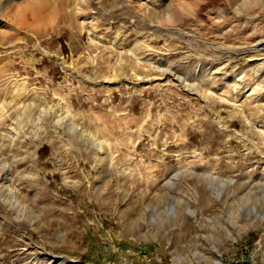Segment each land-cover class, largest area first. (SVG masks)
Returning <instances> with one entry per match:
<instances>
[{
  "label": "rangeland",
  "instance_id": "1",
  "mask_svg": "<svg viewBox=\"0 0 264 264\" xmlns=\"http://www.w3.org/2000/svg\"><path fill=\"white\" fill-rule=\"evenodd\" d=\"M27 1L0 0V264H264V0Z\"/></svg>",
  "mask_w": 264,
  "mask_h": 264
},
{
  "label": "bare ground",
  "instance_id": "2",
  "mask_svg": "<svg viewBox=\"0 0 264 264\" xmlns=\"http://www.w3.org/2000/svg\"><path fill=\"white\" fill-rule=\"evenodd\" d=\"M50 1H55L56 4L58 6H60V8L66 4V0H31L30 2L27 1L28 4L23 5L24 7H27L29 10H31V13L33 12L34 14H40L43 13L44 11H46L51 5H50ZM77 2L79 3V6L84 7L86 5V7L88 6V4L86 3V0H71V3L73 2ZM52 4V3H51ZM55 4V3H54ZM68 4H70V2H68ZM71 6V5H70ZM171 8V7H170ZM58 10L60 11L61 9ZM80 11V10H79ZM84 12V11H83ZM167 17V16H166ZM92 21H94V19H91ZM166 21V20H165ZM83 25V24H82ZM14 84V83H13ZM21 86V85H19ZM17 89V88H16ZM22 91V90H21Z\"/></svg>",
  "mask_w": 264,
  "mask_h": 264
}]
</instances>
